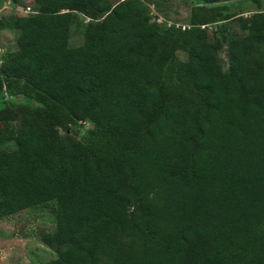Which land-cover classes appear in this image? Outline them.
I'll use <instances>...</instances> for the list:
<instances>
[{"label":"trees","instance_id":"16d2710c","mask_svg":"<svg viewBox=\"0 0 264 264\" xmlns=\"http://www.w3.org/2000/svg\"><path fill=\"white\" fill-rule=\"evenodd\" d=\"M33 1L0 93L41 109L0 134V220L55 203L41 264H264V10L200 0L181 28L143 0Z\"/></svg>","mask_w":264,"mask_h":264},{"label":"rangeland","instance_id":"374dc122","mask_svg":"<svg viewBox=\"0 0 264 264\" xmlns=\"http://www.w3.org/2000/svg\"><path fill=\"white\" fill-rule=\"evenodd\" d=\"M120 1L122 0H108L111 5ZM143 2L148 6L152 20L159 24L182 28L188 23L191 7L200 0H143ZM226 4L235 13H242L243 16L250 15L259 7L260 10H264V0H229ZM33 10V0H16V2L0 0V63L6 53L16 49L17 32L12 26L13 19L27 16ZM86 22L88 19L79 17L72 25L68 38L69 47L82 45ZM214 30V26L207 27L209 39L214 36ZM227 30L236 37L246 34L235 22L229 23ZM218 60L225 69L226 57L223 50L219 52ZM19 98L21 99L0 93V134L2 135H15L25 127L23 112L27 108L41 109L40 104L30 101L18 104ZM15 101L18 105L11 106L10 102ZM2 102H5V108ZM82 137L83 132L80 131L74 138L77 142H81ZM13 148L14 142L10 141L0 145V152ZM55 209L56 205L51 201L0 220V264H41L55 259L62 247L49 246L44 241L46 236L54 231Z\"/></svg>","mask_w":264,"mask_h":264}]
</instances>
